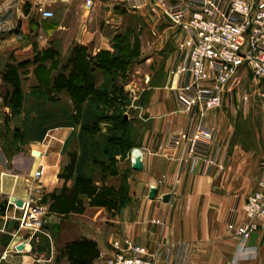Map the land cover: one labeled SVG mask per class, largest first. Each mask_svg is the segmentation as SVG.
I'll list each match as a JSON object with an SVG mask.
<instances>
[{
	"label": "crops",
	"instance_id": "crops-1",
	"mask_svg": "<svg viewBox=\"0 0 264 264\" xmlns=\"http://www.w3.org/2000/svg\"><path fill=\"white\" fill-rule=\"evenodd\" d=\"M246 1L254 8L264 4V0ZM41 3L53 18L41 17L37 11ZM157 13L152 7L132 11L117 0H97L91 9L82 0H0L1 86L12 87L4 78L9 65L32 60L52 45L58 55H68L69 67L77 50L92 63L120 55L130 61L126 74L132 76L122 86L129 98L124 118L141 126L134 147L123 159L128 164L127 180L122 205L116 210L93 206L85 196L79 212L49 211L52 196L73 184L62 173L67 151L79 153L73 146L68 148L75 144L74 127L50 129L12 158L1 157L0 264H70L60 248L76 239L94 243L98 255L90 264H107L113 241L122 239L144 247L155 264H230L234 259L242 242L227 221L242 222L245 199L264 179V123L256 147L235 141L239 107L232 93L225 94L222 106L204 120L207 127L215 128L210 154L216 153L220 167L207 168L200 159L188 157L184 145H171L172 137L187 123L172 83L181 59V33L165 17L158 19ZM95 75L99 86L103 74L96 69ZM60 93L67 94L68 106L73 107L66 90L59 91L57 107ZM26 96L24 106L31 98ZM134 149L140 151L141 170L132 168ZM33 151L39 154L34 156ZM41 166L43 175L35 180L33 173ZM152 187L154 199L148 196ZM12 197L22 203L39 198L40 230L20 226L24 210L10 201ZM18 245L22 250H16ZM243 245L247 251L239 264H264V224Z\"/></svg>",
	"mask_w": 264,
	"mask_h": 264
},
{
	"label": "built area",
	"instance_id": "built-area-1",
	"mask_svg": "<svg viewBox=\"0 0 264 264\" xmlns=\"http://www.w3.org/2000/svg\"><path fill=\"white\" fill-rule=\"evenodd\" d=\"M82 1L87 9H91L97 0ZM117 2L132 11L152 7L168 20L171 28L181 33L178 44L181 59L172 73V83L187 115V123L172 137L171 145L174 148L184 145L188 157L200 159L207 168L220 167L216 153L210 154L215 128L207 127L204 120L208 112L222 106L225 94L232 93L241 70L248 69L255 79L264 80V4L254 8L246 0ZM37 11L42 18L54 16L43 3L38 5ZM135 152L140 153L134 149L132 156ZM43 172L41 166L33 173V178L39 180ZM38 201L39 198L22 203V228L41 229L42 209L37 205ZM261 224H264V180L246 198L242 222L228 227L244 243ZM111 247L113 254L107 264H155L146 249L130 239L113 241Z\"/></svg>",
	"mask_w": 264,
	"mask_h": 264
},
{
	"label": "trees",
	"instance_id": "trees-1",
	"mask_svg": "<svg viewBox=\"0 0 264 264\" xmlns=\"http://www.w3.org/2000/svg\"><path fill=\"white\" fill-rule=\"evenodd\" d=\"M50 53L55 54L56 51H43V59ZM38 55L35 59H38ZM74 58L68 72L52 77L49 75L48 78V73L38 76L39 84L31 91L34 107H45L47 115H53L57 113L53 110L55 107H48L46 103H53L59 91L66 90L74 106L71 111V108L66 107L69 110L63 111L64 106L60 107L61 117L66 120L60 121L59 126L79 128V153H71V159L62 173L66 180H72V187L64 188L60 194L52 196L49 211L65 215L79 212L83 210L82 198L85 196L91 199L92 205L116 210L122 205L120 200L127 180V174H120L118 170L117 158L125 159L134 146L130 141L131 123L124 118L123 96L118 94L122 92L119 80L126 73L130 61L114 55L99 60V63H92L79 50ZM53 61L56 62L55 59ZM23 65H9L4 72L5 80L12 86L4 100L13 110L19 109L24 99L18 76V70ZM96 69L103 74V82L99 86H96ZM33 123L43 125L39 111ZM103 126L107 127L106 132H103ZM112 178L113 182L109 183L108 180ZM60 252L70 264H90L98 255L94 243L86 239L66 242Z\"/></svg>",
	"mask_w": 264,
	"mask_h": 264
},
{
	"label": "rangeland",
	"instance_id": "rangeland-1",
	"mask_svg": "<svg viewBox=\"0 0 264 264\" xmlns=\"http://www.w3.org/2000/svg\"><path fill=\"white\" fill-rule=\"evenodd\" d=\"M161 16V14L157 13L156 17L159 19V17ZM49 49L53 51V45ZM45 56L46 58L43 59L42 53H39L38 59H35L36 56L34 58L32 57V60H26L24 62V65L19 68V70L21 69L22 71L21 73H24L22 76L23 87L25 89L24 92H22L23 97L24 99L25 95H27L29 98L31 97L25 106L23 99L22 106L17 110H13L4 100L8 92H11L12 87H10V90H6L5 86L3 87L0 85V159L1 157L10 159L14 154H18L21 151H24L23 146L25 144H28L29 142H32L34 140H39L38 138H42V136L48 130L59 127V125H61L60 121L66 120V118L61 117L60 113V110H62V108L60 109L61 106H64L63 111L69 110L66 107L71 108L68 106L70 103L66 93H60L59 95V104L61 105L60 107H56L58 105V102H56V97L58 96V94L54 97L55 101L53 103L52 101L46 103V106L48 105V107H55L53 110L57 111L56 114L47 115L48 113L46 112L47 109H45V107L44 109L36 108L33 105L34 95L31 94L30 90L39 84L38 76H43L44 74L46 75L48 73V78L49 75L50 77H52L53 75L61 72H68L69 69L67 54L58 55V53H50V55L48 54ZM53 58H59V60L55 62L53 61ZM65 65L67 67H64ZM141 78L143 79V74ZM130 79H132L131 73L129 74V76L125 73L124 76L119 80V85L122 87L123 84L130 81ZM263 81L264 80L258 81L253 77L248 69H243L240 71L236 83L232 86V101H234V103L239 107L237 108L238 117L236 127H234V139L235 141L242 143L244 147L249 149L258 145L259 142L257 139V134L260 132L262 123H264ZM19 84L21 85V80H19ZM118 94L123 96L121 101L124 105L125 114L126 106L129 104V98L127 94L123 92V90ZM71 110L72 108L70 109V111ZM119 110L122 111L123 109ZM38 111L42 116V126L35 125L33 123ZM74 128L78 132L79 128L77 126H75ZM106 128L107 127L103 126V132H106ZM129 128L131 134L130 141L135 145L136 139L141 131V126L138 124L133 125L131 123ZM74 143V145L71 144L70 146H68V148H72L73 146L72 149H78L79 143L77 137ZM71 153V151H67L65 165L69 163L71 159ZM118 159H120V157H118ZM127 165L128 164L123 161V159H121V162L117 164L120 174H127ZM108 181L109 183H112L113 178L109 179ZM260 181H258L257 187ZM256 188H254V190H256ZM37 205L40 206L39 203H37ZM232 223V221H227L228 226Z\"/></svg>",
	"mask_w": 264,
	"mask_h": 264
},
{
	"label": "water",
	"instance_id": "water-1",
	"mask_svg": "<svg viewBox=\"0 0 264 264\" xmlns=\"http://www.w3.org/2000/svg\"><path fill=\"white\" fill-rule=\"evenodd\" d=\"M32 154H33L34 156H36V155H38L39 153L36 152V151H33ZM142 167H143V165H142L141 159L138 158V157L134 158L133 161H132V168H133L134 170H141ZM148 196H149L150 199H154V198H155V196H156V189H155L154 187H152V188L150 189V191H149V195H148ZM10 201H11L12 203H14L15 205H17V206H21V205H22V202H21L20 200L15 199V198H13V197L10 199ZM168 201H169V195H165V196H164V202H168ZM22 248H23L22 245H18V246L16 247V250H17V251H20V250H22Z\"/></svg>",
	"mask_w": 264,
	"mask_h": 264
},
{
	"label": "clouds",
	"instance_id": "clouds-1",
	"mask_svg": "<svg viewBox=\"0 0 264 264\" xmlns=\"http://www.w3.org/2000/svg\"><path fill=\"white\" fill-rule=\"evenodd\" d=\"M246 249H244L243 242L237 246L236 252L234 254V259L230 261V264H239V260L242 255L246 253Z\"/></svg>",
	"mask_w": 264,
	"mask_h": 264
},
{
	"label": "bare ground",
	"instance_id": "bare-ground-1",
	"mask_svg": "<svg viewBox=\"0 0 264 264\" xmlns=\"http://www.w3.org/2000/svg\"><path fill=\"white\" fill-rule=\"evenodd\" d=\"M136 157H138V158H140L141 159V154L139 153V152H135V154H134V158H136ZM22 206V205H21ZM20 206V207H21Z\"/></svg>",
	"mask_w": 264,
	"mask_h": 264
}]
</instances>
